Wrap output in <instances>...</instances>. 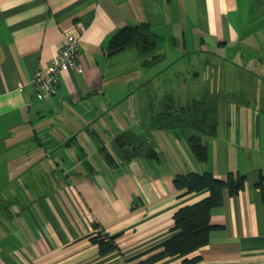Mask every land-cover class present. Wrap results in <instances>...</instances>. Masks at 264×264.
Here are the masks:
<instances>
[{
  "label": "crops",
  "instance_id": "1",
  "mask_svg": "<svg viewBox=\"0 0 264 264\" xmlns=\"http://www.w3.org/2000/svg\"><path fill=\"white\" fill-rule=\"evenodd\" d=\"M138 24L161 37L158 57L107 51ZM69 33L77 69L38 99L33 76ZM203 93L219 113L200 163L150 115ZM141 141L157 155L134 152ZM203 171L243 174L244 189L224 190L206 244L152 264H264V0H0V264H134L171 235L179 207L208 194L179 195L173 176ZM98 232L117 249L100 254Z\"/></svg>",
  "mask_w": 264,
  "mask_h": 264
},
{
  "label": "trees",
  "instance_id": "2",
  "mask_svg": "<svg viewBox=\"0 0 264 264\" xmlns=\"http://www.w3.org/2000/svg\"><path fill=\"white\" fill-rule=\"evenodd\" d=\"M161 37L154 33L147 24L122 26L108 42L110 53L126 49H134L141 57H158L155 53ZM219 113V99L208 93L198 99H191L178 105L170 97L164 98L161 110L150 115V126L156 129H173L185 140L196 161L202 163L208 158V147L205 138L216 132ZM122 139V138H120ZM131 144V143H130ZM134 152L148 157L157 153L143 141L140 146H132ZM124 158L131 156L130 150L123 153ZM109 160V159H108ZM264 177L261 176L256 186L260 187ZM246 176L229 171L224 178L216 177L210 171L186 172L175 174L172 178L173 187L182 191L179 195H188L206 191L202 199L179 207L172 216L171 235L149 249L131 256L127 261L134 264H152L166 257L185 255L209 240L210 231L215 225L210 223V212L222 202L223 192L236 195L244 189ZM114 237L100 232L90 240L98 247L100 254H107L117 245ZM199 257L184 259L183 264H193Z\"/></svg>",
  "mask_w": 264,
  "mask_h": 264
},
{
  "label": "built area",
  "instance_id": "3",
  "mask_svg": "<svg viewBox=\"0 0 264 264\" xmlns=\"http://www.w3.org/2000/svg\"><path fill=\"white\" fill-rule=\"evenodd\" d=\"M78 34L84 32V27L77 23ZM79 54V37L74 33L66 34L64 45L47 67L37 70L33 76V91L38 99L50 97L62 73L77 69V56Z\"/></svg>",
  "mask_w": 264,
  "mask_h": 264
},
{
  "label": "rangeland",
  "instance_id": "4",
  "mask_svg": "<svg viewBox=\"0 0 264 264\" xmlns=\"http://www.w3.org/2000/svg\"><path fill=\"white\" fill-rule=\"evenodd\" d=\"M158 82H160V80H157V83ZM152 91V93L155 95V96H157V95H159V94H163V91H164V86H163V88H158V90H156V91H154L153 89H151ZM180 101L179 102H185L187 99L186 98H180L179 99ZM155 103V102H154ZM159 108V107H158ZM157 108V109H158Z\"/></svg>",
  "mask_w": 264,
  "mask_h": 264
},
{
  "label": "water",
  "instance_id": "5",
  "mask_svg": "<svg viewBox=\"0 0 264 264\" xmlns=\"http://www.w3.org/2000/svg\"><path fill=\"white\" fill-rule=\"evenodd\" d=\"M119 146L122 148V150H123L124 152L129 151L130 149L132 150L131 146H129V144H128L127 141H121V142L119 143Z\"/></svg>",
  "mask_w": 264,
  "mask_h": 264
}]
</instances>
